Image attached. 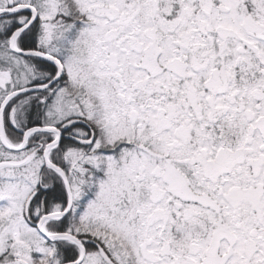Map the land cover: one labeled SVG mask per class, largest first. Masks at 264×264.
<instances>
[{
	"label": "snow or ice",
	"instance_id": "obj_1",
	"mask_svg": "<svg viewBox=\"0 0 264 264\" xmlns=\"http://www.w3.org/2000/svg\"><path fill=\"white\" fill-rule=\"evenodd\" d=\"M0 264H264V0H0Z\"/></svg>",
	"mask_w": 264,
	"mask_h": 264
}]
</instances>
